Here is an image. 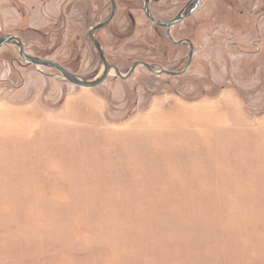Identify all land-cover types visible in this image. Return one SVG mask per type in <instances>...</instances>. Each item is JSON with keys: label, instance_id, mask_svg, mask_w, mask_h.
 Returning <instances> with one entry per match:
<instances>
[{"label": "rangeland", "instance_id": "obj_1", "mask_svg": "<svg viewBox=\"0 0 264 264\" xmlns=\"http://www.w3.org/2000/svg\"><path fill=\"white\" fill-rule=\"evenodd\" d=\"M116 1L95 34L108 62L181 71L187 46L143 0ZM214 1L173 30L195 46L182 76L139 67L88 89L0 49V264H264V9ZM186 2L153 0L152 14L168 21ZM111 12L0 0V39L91 80L103 67L88 32Z\"/></svg>", "mask_w": 264, "mask_h": 264}, {"label": "water", "instance_id": "obj_2", "mask_svg": "<svg viewBox=\"0 0 264 264\" xmlns=\"http://www.w3.org/2000/svg\"><path fill=\"white\" fill-rule=\"evenodd\" d=\"M201 1L202 0H193V2H195V4L187 16H182V14H180L175 19L168 21V22L159 21L156 18H154V16L152 15V12L150 10V7H149L150 6V0H145V3H144L145 16L151 24L156 25V26L161 27V28H164L166 30L167 38L171 42H173L174 44H182L184 42L189 44L190 54H189L188 62L186 64V66L184 67V69L180 72H173V71H170V70H167L164 68H160L159 71H155V70H153L152 65H150V64H147L145 62H135L132 65L128 74L123 75L116 66H113L112 64H110L108 62V60L106 59V56H105L104 49H103L101 43L99 42V40L95 37V33L98 30H101V29L108 27L111 24V22L113 21L116 13L118 11V5H117L116 0H111L112 12H111V16L109 17V19L106 20L105 22L91 28L88 32V37L93 42V46L95 47V49L97 50V52L99 54V57H100V60L102 63V67H103L102 73L100 75L96 76L94 79H91V80L83 79L77 75L70 73L61 64H59L57 62H54V61L48 60V59L35 58V57L30 56L25 50V45H24L22 39L16 35H8V36L1 38L0 39V49L2 47H4L5 45H14L19 49L20 57L27 64L32 65L35 68L43 67V68L54 69V70L58 71L60 73L59 74L60 77H62L68 83H70L74 86H78V87H82V88H88V89H94V88L101 86L108 79V77L110 76V74L113 71L116 72V74L119 78L128 79L133 75V73L135 72V70L138 67H145L148 71H150L156 75L166 74V75H169L172 77L182 76L183 74H185L187 72V70L189 69V67L191 66V64L194 60V45L190 40H185L182 42H175V40L172 37L171 30L174 26H176L177 24H180L184 19L191 16L196 11V9L198 8Z\"/></svg>", "mask_w": 264, "mask_h": 264}, {"label": "flooded vegetation", "instance_id": "obj_3", "mask_svg": "<svg viewBox=\"0 0 264 264\" xmlns=\"http://www.w3.org/2000/svg\"><path fill=\"white\" fill-rule=\"evenodd\" d=\"M206 0H202L201 1V3L199 4V6H198V8L196 9V11L191 15V16H189V17H187L186 19H184L180 24H177L176 26H174L173 28H172V30H171V34H172V37H173V39L175 40V42H182V41H185V40H190V39H188L187 37H182V38H176V36L175 35H173V30H174V28L175 27H177V26H179V25H181V24H184V22H186L188 19H190L197 11H199L200 10V8L202 7V5H203V3L205 2ZM225 1H227V0H215L214 1V4L215 5H217L218 3H220V2H225ZM228 1H232V0H228ZM110 2H111V0H110ZM117 2V1H116ZM144 3H145V0H143V12H144ZM152 4H153V0H150V10H151V12H152ZM194 4H195V2H193V0H187V2H186V4H185V7L182 9V10H180L172 19H170V20H168V21H171V20H173V19H175L178 15H180V14H182V16H187L188 14H189V12L191 11V9L193 8V6H194ZM247 5L248 6V8H249V10H246V11H244V7H243V5ZM117 5H118V3H117ZM112 6V5H111ZM229 7L231 8V9H233V10H235V11H238V12H240L241 13V15H243V14H247V15H251L252 13H254V12H256L257 10H259V9H264V0H233V5H229ZM243 10V11H242ZM262 11V10H261ZM116 15H117V13H116ZM116 15H115V17H116ZM144 15H145V12H144ZM153 15V14H152ZM264 14L261 12V14H259V17L260 18H262V19H260V20H263L264 18V16H263ZM111 16V15H110ZM115 17H114V19H115ZM146 17V16H145ZM130 18H131V16H130ZM155 18V17H154ZM109 19V18H108ZM107 19V20H108ZM114 19H113V21H114ZM147 19V18H146ZM131 20H134L133 18H131ZM112 21V22H113ZM168 21H164V22H168ZM111 22V23H112ZM99 25V24H98ZM153 25V24H152ZM97 26V25H96ZM154 26H156V25H154ZM156 27H158V26H156ZM158 28H161V27H158ZM161 29H163L164 31H165V35H166V30L164 29V28H161ZM96 34V33H95ZM166 38H167V35H166ZM235 38V37H234ZM167 40L168 41H170L168 38H167ZM191 41V40H190ZM171 42V41H170ZM192 42V41H191ZM93 43V42H92ZM172 43V45H174V46H187V48L189 49V54H190V46H189V44L188 43H186V42H184V43H182V44H174L173 42H171ZM193 43V42H192ZM194 45V44H193ZM189 54H188V58H189ZM195 56H196V53H195V46H194V58H195ZM100 58V57H99ZM194 61V60H193ZM137 62H144V61H137ZM187 62H188V60H187ZM145 63H147V62H145ZM193 63V62H192ZM147 64H150V65H152V68H153V70H155V71H159L160 70V68L158 69V70H156L157 69V66H155L154 64H151V63H147ZM187 64V63H186ZM192 65V64H191ZM186 66V65H185ZM118 68V67H117ZM139 68V67H138ZM190 68V67H189ZM184 69V68H183ZM182 69V70H183ZM181 70V71H182ZM189 70V69H188ZM187 70V71H188ZM136 71V70H135ZM173 72H180V71H173ZM152 73V72H151ZM154 74V73H153ZM156 75V74H155ZM162 75H164V74H162ZM184 75V74H183ZM159 76V75H158Z\"/></svg>", "mask_w": 264, "mask_h": 264}, {"label": "crops", "instance_id": "obj_4", "mask_svg": "<svg viewBox=\"0 0 264 264\" xmlns=\"http://www.w3.org/2000/svg\"><path fill=\"white\" fill-rule=\"evenodd\" d=\"M34 84H41L36 82ZM0 117L8 119V101H0Z\"/></svg>", "mask_w": 264, "mask_h": 264}]
</instances>
